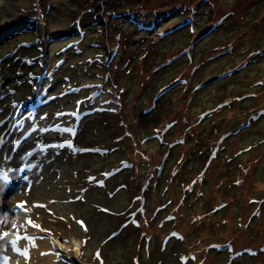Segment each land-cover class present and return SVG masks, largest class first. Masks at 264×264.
Masks as SVG:
<instances>
[{"label":"rangeland","instance_id":"rangeland-1","mask_svg":"<svg viewBox=\"0 0 264 264\" xmlns=\"http://www.w3.org/2000/svg\"><path fill=\"white\" fill-rule=\"evenodd\" d=\"M5 176L59 264H264V0H0Z\"/></svg>","mask_w":264,"mask_h":264},{"label":"bare ground","instance_id":"bare-ground-1","mask_svg":"<svg viewBox=\"0 0 264 264\" xmlns=\"http://www.w3.org/2000/svg\"><path fill=\"white\" fill-rule=\"evenodd\" d=\"M2 198H0V204H2ZM11 239V238H10ZM15 239V238H14ZM13 240V239H11ZM18 240V239H17ZM20 247L21 252H26V256L22 255L20 258H9L3 257L0 255V264H30V259L40 258L39 263L36 264H59L58 258L61 256L60 252L64 250H72L75 254H78L80 249L79 240L75 239L73 244H68L61 242L58 238L44 239V241H40L34 245L32 244H22ZM8 245V244H7ZM11 251H14L13 247H10ZM45 253L44 256H41L40 253ZM17 254V253H16ZM13 257V256H12ZM6 258V259H5Z\"/></svg>","mask_w":264,"mask_h":264},{"label":"snow or ice","instance_id":"snow-or-ice-1","mask_svg":"<svg viewBox=\"0 0 264 264\" xmlns=\"http://www.w3.org/2000/svg\"><path fill=\"white\" fill-rule=\"evenodd\" d=\"M0 179L5 180L6 182L8 180V178L6 176L0 177ZM2 216H3V213H0V217H2ZM29 223H31V221H29ZM79 223H82V222H79ZM5 225H6V221L4 219L0 218V228L5 227ZM33 226H35V225H33ZM12 235H13V233H10V232L0 233V250H3L5 245L10 244L13 247V249L18 252V254L26 256V252H20V250L18 248H16V242L14 240L10 239V237ZM97 255H99V253H97Z\"/></svg>","mask_w":264,"mask_h":264}]
</instances>
